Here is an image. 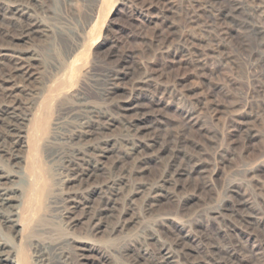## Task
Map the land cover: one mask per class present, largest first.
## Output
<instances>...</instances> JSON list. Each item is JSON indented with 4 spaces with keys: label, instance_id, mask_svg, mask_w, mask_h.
Returning <instances> with one entry per match:
<instances>
[{
    "label": "rangeland",
    "instance_id": "1",
    "mask_svg": "<svg viewBox=\"0 0 264 264\" xmlns=\"http://www.w3.org/2000/svg\"><path fill=\"white\" fill-rule=\"evenodd\" d=\"M15 1L0 47L40 58L44 121L31 152L0 139L27 158L0 152L31 220L20 235L0 216L21 264H264V0ZM17 4L48 34L24 38ZM72 153L99 165L88 182L64 169Z\"/></svg>",
    "mask_w": 264,
    "mask_h": 264
},
{
    "label": "bare ground",
    "instance_id": "2",
    "mask_svg": "<svg viewBox=\"0 0 264 264\" xmlns=\"http://www.w3.org/2000/svg\"><path fill=\"white\" fill-rule=\"evenodd\" d=\"M29 1L33 3L42 2V0ZM217 1L219 0H197L195 8L198 10H204L207 6H214ZM15 2H18V0ZM7 9L10 12L11 18L14 20L19 21L22 18H30L27 28L24 32V38H28L31 35L39 34L44 36L48 34L49 30L40 21L31 20L32 15L29 6L17 4L14 6V8ZM236 10V6L228 5L227 7L219 8L218 12L219 16H223L224 19H230L231 17H234ZM220 30L224 31L223 28ZM39 59L40 58H38V56L32 52L22 54L19 51L10 48L9 45L5 44L0 47V66L4 65L8 60L13 61V67L12 69L10 68L11 70L9 73H5L0 76V89L8 96V98H10L7 103L0 104V139H9V141L14 146L19 147V149H25L27 153L29 151L31 152V148L35 143L37 144V141H39V133L44 128V121L37 119L35 115L36 106L38 100L41 99V94L37 92L38 90L36 88V90L32 89V85L38 83L40 80V72L36 70V65L38 64V61H40ZM130 71L131 70L125 71V75L122 79H110L112 85H117L119 80H125V77L130 74ZM143 79L146 80L145 82H148V76L144 77ZM44 97H46V95ZM28 98H30L29 102L27 101ZM88 119L90 120L91 118ZM139 130H141V128L138 127L137 131L139 132ZM0 152H2L4 155H10L11 158L15 159L17 163L27 164V158L25 159L24 157L10 153V150L6 149V146H4L2 141L0 142ZM80 155L72 153L70 155L64 156V169L68 174L73 175L75 180L88 182L99 169V165L96 164L94 170L85 167V157L83 158ZM16 177V173L14 174L11 171H6L4 166H0V216L3 218L10 230L21 235L25 231L26 226H28L30 219L27 220L25 218L24 223L21 219V201L19 197H17V191L13 186ZM81 199L82 198H80V195H75L74 198H72V200L75 201L80 200V203ZM82 204H84V207L87 208V199H85L84 203ZM9 242H11L10 236L2 235L0 237V264H21L19 253L12 251ZM162 257V260L165 264L175 263L171 252H166Z\"/></svg>",
    "mask_w": 264,
    "mask_h": 264
}]
</instances>
